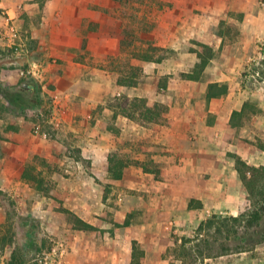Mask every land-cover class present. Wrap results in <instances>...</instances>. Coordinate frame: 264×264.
<instances>
[{"label": "crops", "instance_id": "crops-1", "mask_svg": "<svg viewBox=\"0 0 264 264\" xmlns=\"http://www.w3.org/2000/svg\"><path fill=\"white\" fill-rule=\"evenodd\" d=\"M253 2L255 0H0V37L11 48L23 50L28 56L25 65L4 70L6 74L2 72L0 80L8 87H17L24 78L22 74L36 78L41 84L40 92L42 89L44 96L48 94L52 98L51 127L57 133L56 137H48L42 131L44 125L39 121L42 111L35 115L38 123L14 120L7 122L4 129L14 138V145L21 154H39L49 163L65 162L57 152L68 149L67 140L75 143V152L80 150L91 165L92 175L85 168L88 173L78 176L81 180L76 190L79 202L69 209L93 224L96 230L75 229L73 223L60 227L68 231L62 239L68 252L58 264H168L165 251L172 244V233L160 217H167L171 210L156 209L154 220L145 219L128 226L115 223L119 228L111 237L112 244L103 245L102 240L108 239L103 231L106 225L102 218L92 216L104 213L102 205L106 202L100 180L109 177V157L119 149L117 144L125 142L131 146L143 143L141 150L135 148L133 159H153L163 170L162 178L157 180L166 185H171L172 165H203L211 172L212 167H219L227 172L224 162H231L226 160L227 151L231 150L228 146L235 141L230 134L235 135L247 119L241 126L230 124L233 111L240 110L245 100L237 92L240 88L236 89V77L230 74L233 67L222 60V55L232 53L235 38L247 39L248 44L251 39L262 36L260 23L264 22V15L249 13ZM25 23L24 39L27 44L34 43L30 50L22 44L13 45ZM126 23H131L136 32L150 29L144 31L142 37L158 36V44L170 49L163 58L148 55L152 60L142 58L147 54L137 49L129 68L139 72L130 76L124 75L119 67L126 54L120 36ZM143 23L145 26H141ZM199 43L210 46L214 55L199 78L184 77L183 73L194 72L200 62L199 53L205 48ZM133 48L135 50V45ZM120 79L128 82L120 83ZM211 83L228 85L230 92L208 99ZM120 95L126 96L128 102L134 98L158 102L167 107L166 113L158 121L138 123L124 112L128 103L117 108L108 103ZM223 148H226L224 154ZM74 153L71 161L80 163ZM99 165L104 169H97ZM131 166L133 164L124 169L121 179L127 177L126 169ZM234 172L238 171L234 169ZM193 174L200 177L199 171ZM5 177L2 172L0 184L5 183ZM52 178L56 180V175ZM189 178L186 174L179 175L178 180L184 183L180 185L181 196L192 188L187 185ZM174 195L166 190L161 192L166 200ZM43 209L42 217H47L49 209ZM41 223L44 229L48 225L50 229L55 228L45 220ZM118 223H124V219ZM134 241L140 251H144L142 255L138 251V263L132 262ZM122 245H125L124 250Z\"/></svg>", "mask_w": 264, "mask_h": 264}, {"label": "rangeland", "instance_id": "rangeland-1", "mask_svg": "<svg viewBox=\"0 0 264 264\" xmlns=\"http://www.w3.org/2000/svg\"><path fill=\"white\" fill-rule=\"evenodd\" d=\"M156 8L163 10V7ZM258 12L264 15V0H258V2L255 0L252 3L249 13L253 15ZM150 24L154 25V23ZM260 25L263 30L262 36L251 39L248 44L246 43L247 39L235 38L232 53L222 55V60L233 67L230 74L236 77L238 83L236 89L240 88L237 92L241 93V99H244L245 102H252L261 109L257 114H250L245 124L239 127L235 135L230 134L235 137V141L233 145L228 146L231 150L227 151L226 160L229 159L231 162H224L227 166V172H223L219 167L215 169L212 167L211 172L208 166L203 165L199 167H176L172 165L170 167L172 177L171 181L169 180L171 185H166L158 181L154 174L147 173L141 167L133 165L126 169L127 177L124 180H112L110 177L100 180L101 187L103 188L109 183L110 190L106 204L102 205L103 215L93 213L92 216L98 219L102 218L101 220L106 225L103 228L105 233H103L108 236V239L102 240L104 246H110L113 241L111 237H114L118 232L116 228L119 227H116L115 223L121 222L123 219L124 222L129 220L130 224L145 219L154 220L156 209L164 208L171 210L167 217H160L165 227H168V231L172 233V244L166 253L168 264H181L178 253L173 250L180 244L179 239L181 237L193 239V242L189 244L193 247L201 243L204 253L210 254L208 257L198 258L195 264H264V242L245 251L222 254L219 243L223 238L215 235L214 230L205 232L203 237H199L200 240L194 238L198 225L213 214L220 217L234 216L238 215L246 206L247 190L238 172H234L236 164L232 154H237L251 165L264 164V150L260 148V144H264V22ZM141 26H145V23ZM26 30L27 23L23 25L21 35L16 37L14 46L22 44L25 49L34 46V43L27 44L26 39H24V35L27 34ZM148 30L150 29L145 30L143 28L136 32L131 23H126L122 28L120 36L126 54L119 67L124 75L130 76L139 72L129 68L132 54L136 53L137 49L156 58H163L170 51V49L163 48L158 44V36L152 39L143 38V32ZM134 45L135 50H133ZM24 53L23 50L11 48L0 37V68H3L0 69V76L2 72L6 74L4 70L10 67L25 65L28 56ZM116 60L117 58H113V61ZM21 77L37 86L41 85L31 74H22ZM10 89H16V86L8 87L4 81L0 80V175L2 172L6 174L5 183L0 184V189L3 191L0 193V264H8L15 245L14 242H11L14 237L13 232L16 231L19 223H29L26 221L27 218H33L37 221L39 243L42 239L46 241V248L42 252L35 250L31 255L32 260L28 264H58L60 258L68 252L65 242L62 240L63 235L68 231L61 230L60 227H66L74 221V216L66 213L63 209H69L70 205L79 202V198L76 197V190L80 186L81 180L78 176L88 172L85 171L84 163L72 162L70 159L76 149L73 141L66 140L65 146H68V149L62 148V152H57L58 157L66 159L65 162L49 163L44 156L32 153L28 156L27 153L21 154L17 150L14 145V138L8 135L7 130L4 129L7 122L29 120L38 123L35 115L42 111L43 114L39 120L44 125L41 128L42 131L48 137H56L57 132L51 127L53 109L52 98L48 94L44 96L43 90L39 91V95L43 99L42 107H15L10 105L4 96V92ZM125 97L120 95L108 103L117 108L121 104L128 103V98ZM119 144H117L119 149L114 150L113 153L120 152L122 155L118 154L129 161L135 157V148L141 150L143 147L142 142L132 146L131 143L127 142ZM222 151L224 154L226 148H223ZM233 162L234 164H232ZM25 168L31 170L34 175L40 174L47 180L51 188L50 191L42 193L31 182L25 180L22 176ZM97 169L102 170L104 166L99 165ZM197 171L200 172V177L193 174ZM181 174L191 177L187 185L192 187L188 193L182 194V196L179 194L180 185L184 183L178 180ZM53 175H56V180L52 178ZM75 178L79 181H76ZM161 178L162 176L159 177V179ZM165 187L171 189L168 190ZM164 190L175 195L170 200H166V198L161 197V192ZM92 191L95 193L96 188ZM43 196L46 197L43 198ZM191 198L202 200L203 206L200 208L186 207L187 201H190ZM7 201H12L14 205L9 207ZM43 208L49 209L47 217H42ZM43 220L47 224L55 225V228L50 229L48 225L44 229L41 223ZM218 237L220 238L218 239ZM206 240L211 243V248L206 246ZM229 243L233 244V242ZM124 246L122 245V250H124Z\"/></svg>", "mask_w": 264, "mask_h": 264}, {"label": "trees", "instance_id": "trees-1", "mask_svg": "<svg viewBox=\"0 0 264 264\" xmlns=\"http://www.w3.org/2000/svg\"><path fill=\"white\" fill-rule=\"evenodd\" d=\"M199 44L205 48L204 52L199 53L200 62L196 65L194 72L183 73L184 77L192 79L199 78L209 59L214 55L210 46L203 43ZM142 58L152 60L148 55H143ZM125 82L127 83L128 81L126 79H120V83ZM39 91V86L35 83L29 82L27 79H23L20 81L16 89H10L4 92V96L9 104L14 105L15 107H35L43 104ZM228 92H230V87L228 85L211 83L208 88L207 97L210 99L212 97L227 94ZM166 110V106L158 102H149L145 98L131 99L124 108V112L128 117L138 123H143L144 121H158L164 116ZM260 111L261 109L256 104L246 101L240 110L233 111L230 124L232 126H241L250 114H257ZM260 148L264 150V144H260ZM232 156L235 159L236 170L238 171L239 177L247 190V196L245 198L246 206L244 207V210L234 216L220 217L213 214L210 218H207L198 225L194 237L197 240H200L201 238L199 237H203L205 232H211V230H214L213 232L215 235H219L223 238L221 243H219L222 254L235 251H245L264 242V164L251 165L237 154H232ZM75 157L77 160L84 163L86 170L92 175L90 171V161L82 156L80 150L75 152ZM109 162L108 172L109 177L112 180L121 179L124 169L129 164L141 167L143 171L154 174L156 179H159L163 173V170L154 163L153 159H147L144 161L133 159L129 161L118 153H113L109 157ZM22 176L41 192H48L51 189L47 180L41 177L40 174L34 175L31 170L27 168L24 169ZM109 190L110 185L108 183L104 187V202H107ZM2 192L3 191L0 189V193ZM194 203H196V205H194ZM7 205L11 207L14 203L12 201H7ZM202 206L203 203L194 198L189 202L190 208H200ZM63 211L74 216L73 226L75 229L96 230V227L93 224L83 220L70 209L64 208ZM26 221H29V223H19L16 231L13 232L14 237L11 242H14L15 245L8 264H28L32 260L31 255L35 250L42 252L46 248V241L44 239L39 243L37 237V221L33 218H27ZM128 225H130L129 220H126L124 223H117V226ZM219 238L220 237H218V239ZM192 242L193 239L184 237L181 239L180 244L173 249L178 253V259L181 264H195L198 258L210 256L209 253H204V248L201 246V243L193 247L189 245ZM229 242H233V244H230ZM206 246L211 248L212 245L206 240ZM138 247L137 241H134L132 253L133 263L139 262L137 257ZM169 249L170 247L166 249L165 253H167ZM139 252L140 255H142L144 251L141 250Z\"/></svg>", "mask_w": 264, "mask_h": 264}]
</instances>
